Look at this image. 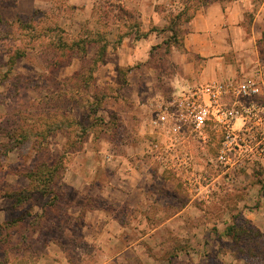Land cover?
Segmentation results:
<instances>
[{"label":"rangeland","instance_id":"rangeland-1","mask_svg":"<svg viewBox=\"0 0 264 264\" xmlns=\"http://www.w3.org/2000/svg\"><path fill=\"white\" fill-rule=\"evenodd\" d=\"M213 1L0 0V128L16 112L31 121L44 113L34 133L46 137L41 158L58 165L50 189L59 195L49 207V196L12 172L34 161L39 136L0 157V235L16 239L20 225L34 232V241L22 240L29 248L6 250L0 264H264V90L246 101L229 137L210 121L202 136L162 153L147 126L150 101L215 79L186 85L183 62L200 57L184 48L177 21L170 24L179 11L195 15ZM256 8L255 0L244 12V28ZM148 19V29L166 31L138 46L131 39ZM261 38L228 52L238 72L225 69L221 79L264 83ZM7 47L23 53L11 69ZM222 148L228 164L217 161ZM15 218L22 221L8 226Z\"/></svg>","mask_w":264,"mask_h":264},{"label":"built area","instance_id":"built-area-1","mask_svg":"<svg viewBox=\"0 0 264 264\" xmlns=\"http://www.w3.org/2000/svg\"><path fill=\"white\" fill-rule=\"evenodd\" d=\"M263 90L264 83L252 79H220L153 99L144 107L149 135L155 141L153 148L162 153L175 152L189 136H202L210 121L229 137L236 120L244 119L249 111L246 101L259 97ZM162 136L165 144L156 142ZM228 150L219 151L218 162L228 164Z\"/></svg>","mask_w":264,"mask_h":264},{"label":"crops","instance_id":"crops-1","mask_svg":"<svg viewBox=\"0 0 264 264\" xmlns=\"http://www.w3.org/2000/svg\"><path fill=\"white\" fill-rule=\"evenodd\" d=\"M254 1L214 0L198 10L191 20L181 24L184 48L188 53L200 57V61L186 60L183 62L189 69L186 85H191V83L195 85L201 78L209 79L207 74L213 76L215 78H212L213 80L221 79L225 69L229 71L230 76H235L238 72L236 70L239 60L237 63L236 61L230 62L226 55L232 50L245 49L247 51L253 48V44L264 32V0H256L257 8L250 26L248 28L242 26L244 12L254 6ZM148 5L149 3H146V7ZM142 22V31L146 32L150 20L148 19L146 24V21ZM131 40L138 46L151 45L153 40L156 41V35L149 34L145 38L136 40L132 37ZM173 61L177 66L179 65L178 59L175 58ZM106 65L103 64L102 67ZM169 84L174 86L171 82ZM74 174L78 181L80 175Z\"/></svg>","mask_w":264,"mask_h":264},{"label":"trees","instance_id":"trees-1","mask_svg":"<svg viewBox=\"0 0 264 264\" xmlns=\"http://www.w3.org/2000/svg\"><path fill=\"white\" fill-rule=\"evenodd\" d=\"M187 10V9H186ZM39 12H35V14H37ZM186 13L185 9L184 11H179L171 20H170V24L173 23V20L177 21V25L176 27L180 28L181 24L183 22H188L189 20H191L194 16V13L192 14H188V15H184ZM184 15V16H182ZM176 29V28H175ZM161 31H166V29H160L158 30L157 27L155 26H151L148 31L142 33L140 36H136V39L139 38H145L147 37L149 34L151 33H158ZM168 31H174L172 29V27H170V29H168ZM264 38V32L262 33V38ZM6 41V39H0V55H4L3 54V48H2V42ZM260 43V41H258ZM7 51L5 53V57L7 59V63L10 64V69L11 66L14 64V60L17 58H20L21 56H23L22 51H20L19 48H10L7 47ZM59 47L57 48L58 53H59ZM8 74H11V72L6 71ZM56 94H52L51 96H53L55 99L54 101H60L61 99V94L59 95L60 91L55 90ZM50 104V103H49ZM42 105H45V102H42ZM40 116H44V113H41L40 115L37 116V119H33L31 121V117L28 113L26 115L23 114H19V112H16V114L14 113L13 115L6 117V126L4 128H0V130L4 131L3 135L4 139L6 140L5 143H1V150L0 151V157H5L9 152H11L12 150H18L19 148H21L22 146H24L25 143H27L26 141H28L29 138H31V134L34 136L33 137H40V145L36 146L35 150H34V161H32V163L29 164L28 167L18 163L15 167V169L12 171L14 175H19L24 177L25 179L28 180L29 183V191L33 192V193H38L43 197H47L49 196V200L50 203L48 202V206L49 207H53V203H51V201L55 202L59 199V195H57V193H52L50 186H54L55 185V179H58V165L57 163H50L49 164V160L45 159V157L41 158V154H43V149H44V145H45V139L46 137H44V134L42 133H34V128L40 126V124L42 122H44L42 119H40ZM47 116V115H45ZM36 123V124H35ZM45 123H43L42 125H44ZM53 126V127H52ZM50 127H48L47 132H53L52 130H54V125H52ZM38 127V128H39ZM42 141V142H41ZM19 157V155H18ZM37 158H39L37 160ZM9 174V173H7ZM263 190V194H264V186L262 187ZM51 196V197H50ZM18 198H21L20 196H18ZM19 200V199H18ZM46 210V209H45ZM27 217H29L27 215ZM26 218V217H24ZM22 218H15L13 220H11V222L8 224V226L13 225V223H17L22 221ZM20 229H14V233L12 236H16V239H12L11 237L7 236V235H0V254L4 257L5 255V251L8 250V252H10L11 254V249L18 252L19 250L16 248L19 245H22L25 248H29V244L28 241H22L24 240H30V241H34V237L32 233V236H27L24 233V229L21 228L22 225L19 226ZM28 250V249H27ZM10 258H17L16 256L12 255V257ZM4 261V258H3Z\"/></svg>","mask_w":264,"mask_h":264}]
</instances>
